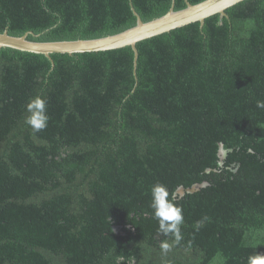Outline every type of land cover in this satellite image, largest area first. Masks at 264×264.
<instances>
[{"label": "trees", "instance_id": "obj_1", "mask_svg": "<svg viewBox=\"0 0 264 264\" xmlns=\"http://www.w3.org/2000/svg\"><path fill=\"white\" fill-rule=\"evenodd\" d=\"M201 1L0 0V33L95 39L135 26V12L147 22ZM136 51L0 47V264H247L264 254V0ZM37 95L50 119L33 135L25 107ZM156 183L182 209L179 244L153 218Z\"/></svg>", "mask_w": 264, "mask_h": 264}, {"label": "water", "instance_id": "obj_2", "mask_svg": "<svg viewBox=\"0 0 264 264\" xmlns=\"http://www.w3.org/2000/svg\"><path fill=\"white\" fill-rule=\"evenodd\" d=\"M242 0H203L197 4L187 3L186 8L173 10L171 8L164 15L153 20L143 22L137 16L135 26L114 35L95 39L63 40L53 42L30 41L27 34L12 36L4 31L0 33V47H11L22 51L42 53L50 57L51 53H79L99 50H108L130 45L137 57L136 43L171 29L183 26L191 22L203 23L204 19L216 13L225 15V9ZM222 153L224 151H221ZM197 187V186H195Z\"/></svg>", "mask_w": 264, "mask_h": 264}, {"label": "clouds", "instance_id": "obj_3", "mask_svg": "<svg viewBox=\"0 0 264 264\" xmlns=\"http://www.w3.org/2000/svg\"><path fill=\"white\" fill-rule=\"evenodd\" d=\"M256 107L264 109V101H257ZM25 110L27 115L24 123L31 129L33 135L47 128L50 117L47 114L46 99L40 95L31 98ZM150 197V207L153 218L158 222L160 234L174 238L173 243L179 244L182 239L181 225L184 222L181 207L170 198L167 186L162 183H156L151 187ZM171 246L167 241L162 242L161 250L166 254ZM124 260V256H117L115 264H123ZM129 264H133V261H129ZM247 264H264V254L250 255Z\"/></svg>", "mask_w": 264, "mask_h": 264}]
</instances>
